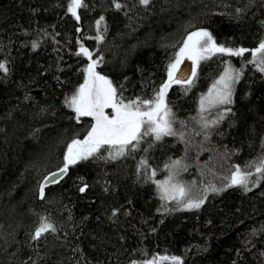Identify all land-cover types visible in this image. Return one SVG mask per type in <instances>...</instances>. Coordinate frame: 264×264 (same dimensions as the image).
<instances>
[{"label": "trees", "instance_id": "1", "mask_svg": "<svg viewBox=\"0 0 264 264\" xmlns=\"http://www.w3.org/2000/svg\"><path fill=\"white\" fill-rule=\"evenodd\" d=\"M70 2L0 0L7 68L0 70V264H143L173 256L180 264H264V172H256L264 159V72L250 63L264 40V0H117L119 10L114 0H82L79 20ZM197 31L217 46L249 51L209 54L190 86L167 89L176 135L149 134L117 158L105 145L70 164L41 198L42 180L64 166L68 145L92 126L88 116L77 122L67 103L90 63L81 47L118 100L143 101L155 98ZM226 68L239 73L231 103L201 111L202 91ZM237 167L248 174V190L227 186ZM170 175L199 195V208L165 197L158 183ZM42 219L55 231L33 239Z\"/></svg>", "mask_w": 264, "mask_h": 264}, {"label": "snow or ice", "instance_id": "2", "mask_svg": "<svg viewBox=\"0 0 264 264\" xmlns=\"http://www.w3.org/2000/svg\"><path fill=\"white\" fill-rule=\"evenodd\" d=\"M142 5L147 6L150 0H139ZM116 9L121 8V4L114 0ZM84 6L82 0H71L68 12L77 20L79 16L77 9ZM103 17L97 21V25L101 23ZM97 40L101 37L98 35ZM33 47H36L34 44ZM249 49L238 48L231 49L223 46H217L212 35L207 31H197L192 33L184 41L183 47L176 53L175 61L169 64L168 81L164 83L154 99H144L143 101L132 100L127 103L123 99H117L116 89L112 86L110 80L95 71L97 61L92 59V54L85 48L81 47L80 52L86 56L90 63L85 69L84 83L80 85L76 93L67 100L68 105L76 113L77 122L83 116L91 117L94 123L83 140H73L68 145L67 154L64 157V166L60 169V173L66 174L70 164H75L79 160L88 159L94 153L98 152L105 145L114 148L112 158L124 155L125 149L132 146V150H136L144 136L154 135L156 140H160L163 136L176 135L172 129L173 113L165 103L167 89L173 83L191 85L192 80H180L175 76L179 64L185 59L192 61V76L196 75V67L200 59L207 58L208 54L216 52L226 53L232 56H243ZM79 54V53H78ZM252 60L250 63H256L260 71L264 72V40L258 46L251 50ZM0 70L7 72L5 64L0 63ZM239 79V73L233 75L230 68H226L224 74L217 80L207 96L201 98V111L215 107L218 104L231 103V84ZM105 109H111L112 114L106 113ZM205 127L208 125L205 124ZM144 161H141L143 164ZM180 161H174L172 168L178 167ZM167 167V166H166ZM256 172H264V159L256 166ZM58 173H53L48 178L49 183H56ZM155 175V172H153ZM248 174L242 173L239 167L231 174L228 187L241 186L247 189ZM44 187L40 186V196L44 197ZM158 187L162 188L165 196L176 200L177 203H185L184 197L188 195V189L182 184L174 183L173 176L163 182L158 183ZM212 191H219L212 188ZM81 191H84L81 188ZM203 200L189 199L185 206L189 209L199 208ZM115 214V213H113ZM55 231L53 226L46 220H41L39 227L36 229L33 239H39L45 232ZM167 261L168 264H180L179 258L173 256L154 257L151 260L143 262V264H159L160 260Z\"/></svg>", "mask_w": 264, "mask_h": 264}, {"label": "rangeland", "instance_id": "3", "mask_svg": "<svg viewBox=\"0 0 264 264\" xmlns=\"http://www.w3.org/2000/svg\"><path fill=\"white\" fill-rule=\"evenodd\" d=\"M191 35V34H190ZM189 36V35H188ZM187 36V37H188ZM184 44V43H183ZM183 44H182V46L181 47H183ZM209 55V54H208ZM201 60V59H200ZM199 60V61H200ZM199 68V63H198V65H197V67H196V73H197V71L199 70L198 69ZM224 74V72L219 76V77H217L213 82H211L208 86H206L205 87V89L202 91V94H201V96H200V98H199V101L201 102V98L202 97H205V96H207V94H208V92H209V89H211L212 88V86H213V84L217 81V80H219L220 79V77L222 76ZM199 102V106H200V108H201V103ZM227 104V103H226ZM226 104H218V105H216L215 107H211V108H208L207 107V105L205 106V110L204 111H208V110H212V109H214L213 110V113H218V112H222L223 110H224V106L226 105ZM110 111V115L112 114V110L110 109L109 110ZM172 128H173V125H172ZM90 131V130H89ZM182 178V176H177V178H175V180H173V182L174 183H179V184H182V185H184L185 186V184H186V182H184L183 180V182L181 183V181H179L178 179H181ZM186 187V186H185ZM161 190H162V192H164L163 191V189L161 188ZM188 193H189V195H187L186 197H184V201H185V203H181V205H185L186 203H187V201L189 200V199H191V200H201L200 198H199V195L198 194H195V192L193 191V190H191V191H188ZM164 195H165V193H164ZM166 197V196H165ZM166 198H168V197H166ZM168 199H171V198H168ZM171 200H173V199H171ZM174 201H176V200H174Z\"/></svg>", "mask_w": 264, "mask_h": 264}, {"label": "water", "instance_id": "4", "mask_svg": "<svg viewBox=\"0 0 264 264\" xmlns=\"http://www.w3.org/2000/svg\"><path fill=\"white\" fill-rule=\"evenodd\" d=\"M191 69H192V61L189 60V59H187V58H185V59L179 64V67H178V69H177V71H176V73H175V76H176L177 78H179L180 80H191L192 77H193V76H192V71H191ZM95 71H96L97 73H99L100 75H102V73H101L97 68H95ZM102 76H103V75H102ZM105 111H106V113H108L109 109H105ZM89 118H90V120H91V124H93L94 121L92 120L91 117H89ZM53 173H58V174H59V175L57 176V181L60 180V179L65 175L64 173H60V170L55 171V172H53ZM53 173H50L49 175H47V176L42 180L40 186H41V185H45V187H46V186H48L49 184H51V183L48 182V178L51 177ZM45 187H44V188H45ZM39 192H40V187H39Z\"/></svg>", "mask_w": 264, "mask_h": 264}, {"label": "bare ground", "instance_id": "5", "mask_svg": "<svg viewBox=\"0 0 264 264\" xmlns=\"http://www.w3.org/2000/svg\"><path fill=\"white\" fill-rule=\"evenodd\" d=\"M232 99V98H231Z\"/></svg>", "mask_w": 264, "mask_h": 264}]
</instances>
